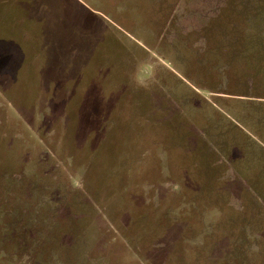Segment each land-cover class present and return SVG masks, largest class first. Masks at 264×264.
I'll list each match as a JSON object with an SVG mask.
<instances>
[{
	"label": "rangeland",
	"instance_id": "obj_1",
	"mask_svg": "<svg viewBox=\"0 0 264 264\" xmlns=\"http://www.w3.org/2000/svg\"><path fill=\"white\" fill-rule=\"evenodd\" d=\"M255 7L0 0V264H264Z\"/></svg>",
	"mask_w": 264,
	"mask_h": 264
},
{
	"label": "trees",
	"instance_id": "obj_2",
	"mask_svg": "<svg viewBox=\"0 0 264 264\" xmlns=\"http://www.w3.org/2000/svg\"><path fill=\"white\" fill-rule=\"evenodd\" d=\"M255 8L256 9H254V10L256 12H255L254 15H252V19H255L256 22H257V24L260 26V21H263L264 20V7H262L261 9H259V8L257 9V7H255ZM255 28H257L258 33L263 34L262 28H258L257 25L255 26ZM260 34H257V35H260ZM261 36H264V34L261 35ZM259 42H262V41H259Z\"/></svg>",
	"mask_w": 264,
	"mask_h": 264
}]
</instances>
